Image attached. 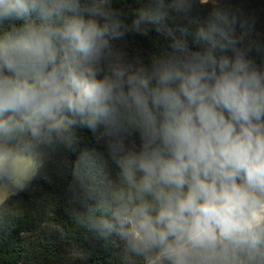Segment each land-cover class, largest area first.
<instances>
[{"label":"clouds","instance_id":"9594fccd","mask_svg":"<svg viewBox=\"0 0 264 264\" xmlns=\"http://www.w3.org/2000/svg\"><path fill=\"white\" fill-rule=\"evenodd\" d=\"M139 2L129 21L122 0H0V191L25 190L38 150L86 128L118 172L82 226L118 237L124 264H264V68L219 6L200 51L173 39L127 60L116 42L192 7Z\"/></svg>","mask_w":264,"mask_h":264},{"label":"trees","instance_id":"16d2710c","mask_svg":"<svg viewBox=\"0 0 264 264\" xmlns=\"http://www.w3.org/2000/svg\"><path fill=\"white\" fill-rule=\"evenodd\" d=\"M128 19L141 6L122 0ZM219 6L237 15V47L264 68V0H193L188 15L170 13L146 35L127 34L116 42L129 61L148 63L153 56H169L173 39L184 40L193 51L198 24ZM102 131V130H101ZM106 137L77 128L68 145L38 150L42 167L25 190L0 204V264H124V243L115 235L101 239L82 226L81 213L105 194L118 169Z\"/></svg>","mask_w":264,"mask_h":264},{"label":"rangeland","instance_id":"374dc122","mask_svg":"<svg viewBox=\"0 0 264 264\" xmlns=\"http://www.w3.org/2000/svg\"><path fill=\"white\" fill-rule=\"evenodd\" d=\"M193 1V0H192ZM216 1V0H215ZM209 2L213 3V0H209ZM11 194L10 190L0 191V203L4 201V199Z\"/></svg>","mask_w":264,"mask_h":264},{"label":"crops","instance_id":"0c3cea01","mask_svg":"<svg viewBox=\"0 0 264 264\" xmlns=\"http://www.w3.org/2000/svg\"><path fill=\"white\" fill-rule=\"evenodd\" d=\"M8 196H9V195H8ZM5 199H6V198H5ZM1 203H2V202H1ZM1 203H0V204H1Z\"/></svg>","mask_w":264,"mask_h":264}]
</instances>
